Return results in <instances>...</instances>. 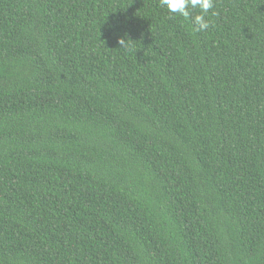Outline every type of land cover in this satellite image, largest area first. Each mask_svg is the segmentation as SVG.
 Returning a JSON list of instances; mask_svg holds the SVG:
<instances>
[{
    "label": "trees",
    "instance_id": "obj_1",
    "mask_svg": "<svg viewBox=\"0 0 264 264\" xmlns=\"http://www.w3.org/2000/svg\"><path fill=\"white\" fill-rule=\"evenodd\" d=\"M208 18L0 0V264H264V0Z\"/></svg>",
    "mask_w": 264,
    "mask_h": 264
},
{
    "label": "clouds",
    "instance_id": "obj_2",
    "mask_svg": "<svg viewBox=\"0 0 264 264\" xmlns=\"http://www.w3.org/2000/svg\"><path fill=\"white\" fill-rule=\"evenodd\" d=\"M159 6L170 15L190 20L194 32H206L211 27L208 13L215 6V0H159ZM196 13V14H193ZM132 40V39H131ZM119 49L129 50L127 34L117 37Z\"/></svg>",
    "mask_w": 264,
    "mask_h": 264
}]
</instances>
